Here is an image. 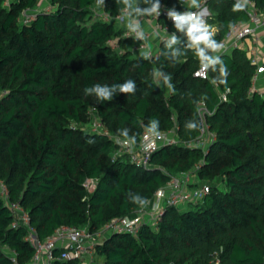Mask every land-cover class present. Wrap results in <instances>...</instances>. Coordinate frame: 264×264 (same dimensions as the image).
Segmentation results:
<instances>
[{
  "label": "trees",
  "instance_id": "16d2710c",
  "mask_svg": "<svg viewBox=\"0 0 264 264\" xmlns=\"http://www.w3.org/2000/svg\"><path fill=\"white\" fill-rule=\"evenodd\" d=\"M53 10L40 12L23 24L21 13L36 8L39 0H0V182L8 201L29 215L39 240L61 227L100 230L114 219L133 215L140 208L131 202L139 195L148 201L170 176L197 171L209 192L189 208L166 207L156 225L143 224L137 235L113 233L95 245L104 264H264V93L250 91L257 71L244 49L224 53L230 75L226 85L194 77L199 62L194 53L175 64L138 61L132 38L124 28L96 18L103 12L118 15L116 0H48ZM253 1L259 10L264 0ZM235 0H209L207 23L216 26L222 41L245 11L234 12ZM166 9L184 11L177 0H161ZM122 8V5H119ZM118 38V49L108 41ZM159 50H163L160 43ZM163 66L172 75L176 94L155 86L150 73ZM132 79L135 95L117 94L97 103L84 89L96 83L118 84ZM226 100H221V95ZM196 101L198 103H193ZM214 139L206 153L185 143L200 134L185 130L190 119L201 122L199 105ZM90 110L111 136L128 128L139 140L151 118L160 132L176 130L177 143L161 147L151 169L129 161L113 160L117 146L105 135L86 130ZM124 139V138H123ZM87 179L96 180L88 193ZM222 184L221 189L219 185ZM13 215L0 195V264H27L35 249L27 241L25 225L12 228ZM52 264H79L59 259Z\"/></svg>",
  "mask_w": 264,
  "mask_h": 264
},
{
  "label": "built area",
  "instance_id": "2783aa9c",
  "mask_svg": "<svg viewBox=\"0 0 264 264\" xmlns=\"http://www.w3.org/2000/svg\"><path fill=\"white\" fill-rule=\"evenodd\" d=\"M180 3V0H177ZM209 0H202V6L207 9L208 15L210 17V12L208 10L207 2ZM48 0H39L36 8L25 9L21 13V20L23 24H31L38 13L40 12H50L53 10L52 6L48 3ZM11 0H4V6L9 7ZM183 4V0H181ZM161 8V15L156 20L153 18H147L144 22V27L150 29L151 27L159 24V30L161 35L164 34L165 28L169 33L175 31L172 22L167 19L166 8L163 4ZM194 10V9H193ZM247 15V22L243 24L238 22L233 25L226 33L222 42L225 45L226 52L233 49H241V40L250 38L252 43L255 44L259 40L258 32L264 29V9L259 10L253 1L249 2L247 9L245 10ZM105 22H114L118 26L124 28L122 38L128 37L127 29L124 24H122L117 16L111 18L109 15L103 12H97L95 15ZM161 41L153 40L149 41V46L152 49L153 57H155L159 52V45ZM108 45L117 50L118 49V38L108 41ZM254 50V49H253ZM131 52L134 56H138L139 53V43L135 45ZM253 65L258 66V59L253 56L250 58ZM199 67L194 72V77L206 80L209 78L208 73L206 76L201 74L196 76V72ZM259 77V70L257 68L256 73L251 79L250 91L256 90V83ZM221 100L225 101L226 96L221 95ZM91 121L86 127V130L92 134L105 135L109 140L115 143L117 149L113 153V160L123 158L136 167L143 169H151L153 167L151 160L153 155L164 146H171L177 143L176 130L161 132L164 139L155 140L157 149L152 152L143 151V145L145 143V133H141L139 140L133 150L129 149L122 143L123 138L111 136L102 122L94 115V112L90 110ZM207 114H210L203 104L199 105V115L201 118L202 128L200 134L195 139L185 143L188 148H199L204 153H206L209 144L213 141L214 137L209 132L208 126L205 121ZM202 161L195 164L189 172L179 173L175 176H170L168 182L159 188L146 207L139 208L133 215L126 216L123 218L114 219L100 230L95 232H90L88 228L85 227H68L61 226L57 228L52 235L44 240H39L36 236L35 230L29 224V215L25 212L17 203H11L8 201V193L5 185L0 182V195L5 200L6 206L13 215V221L11 227L15 228L19 224H23L28 229L27 241L33 245L35 253L31 261L27 264H52L54 260V250L60 249L59 259L62 260H78L79 264H97V257L95 254V245L102 242V240L113 233H125L132 236H136L140 227L143 224H150L152 226L156 225L159 218L162 216L163 211L166 207L179 208L181 206H188L191 204H196L200 202L205 195L208 194L210 186L208 184H201L197 179V171L200 169ZM96 180L87 179L83 183V187L90 194L96 188ZM9 257L13 264H19L15 258V251H9Z\"/></svg>",
  "mask_w": 264,
  "mask_h": 264
},
{
  "label": "clouds",
  "instance_id": "9594fccd",
  "mask_svg": "<svg viewBox=\"0 0 264 264\" xmlns=\"http://www.w3.org/2000/svg\"><path fill=\"white\" fill-rule=\"evenodd\" d=\"M250 0H235L233 11H245ZM118 5L117 19L124 24L128 37L139 43L138 61L154 60L164 64H177L188 52L194 53L199 62V69L196 76L206 74L211 71L216 73L210 80L212 85H226L230 75L227 65L222 59L226 52L222 41L215 39L212 26L207 23V9L202 6V0H183L185 10L177 11L175 7L166 10L167 19L172 22L175 31L169 33L165 28L161 35L159 24L146 29L144 22L147 18H155L161 15V0H116ZM181 3V0H180ZM182 4V3H181ZM119 5L123 7L120 8ZM97 10L105 9V0H96ZM194 9V10H193ZM229 27H232L230 24ZM159 40L163 45V50L155 57L149 46V41ZM155 86L167 89L170 95L176 94L175 85L172 83V75L163 68L157 67L150 73ZM137 91L136 82L128 79L118 84L96 83L84 89L86 96L95 97L97 103L112 101L117 94L135 95ZM193 103H198L192 101ZM185 130L188 132L197 131L201 127V122L193 118L186 121ZM119 135L123 137L122 143L133 150L137 144L136 135H130L128 128L118 129ZM145 143L143 151L152 152L157 149L155 140H162L164 137L160 132V122L156 118H151L144 125ZM131 202L146 207L150 202L139 195L132 196Z\"/></svg>",
  "mask_w": 264,
  "mask_h": 264
},
{
  "label": "crops",
  "instance_id": "0c3cea01",
  "mask_svg": "<svg viewBox=\"0 0 264 264\" xmlns=\"http://www.w3.org/2000/svg\"><path fill=\"white\" fill-rule=\"evenodd\" d=\"M243 24H246L244 22ZM213 32H216V26L212 27ZM259 40L253 44L250 38L241 40V48L246 50L247 55L251 58L255 56L258 59L259 77L256 83V90L259 93H264V29L258 32ZM254 49V50H253ZM98 259V258H97Z\"/></svg>",
  "mask_w": 264,
  "mask_h": 264
},
{
  "label": "rangeland",
  "instance_id": "374dc122",
  "mask_svg": "<svg viewBox=\"0 0 264 264\" xmlns=\"http://www.w3.org/2000/svg\"><path fill=\"white\" fill-rule=\"evenodd\" d=\"M96 19H97V18H93V20H96ZM211 26H212V25H211ZM212 27H213V26H212ZM163 90H164L165 93H167V90H166V89L163 88ZM219 187L222 189V188H223V185L220 184ZM187 208H189V207H188V206H186V207L181 206V207H179L178 209H179V210H185V209H187ZM97 258H98V259H97V264H104L103 259H102L101 257H97Z\"/></svg>",
  "mask_w": 264,
  "mask_h": 264
}]
</instances>
